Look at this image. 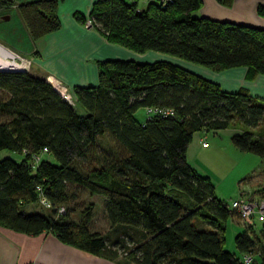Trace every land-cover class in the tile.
<instances>
[{
	"label": "trees",
	"instance_id": "16d2710c",
	"mask_svg": "<svg viewBox=\"0 0 264 264\" xmlns=\"http://www.w3.org/2000/svg\"><path fill=\"white\" fill-rule=\"evenodd\" d=\"M58 2L15 5L33 40L59 27ZM137 2L94 0L88 16L107 40L167 57L101 60L97 84L75 86L74 103L45 77L0 70V151L20 155L0 156V224L26 233L50 230L63 242L111 257L123 253L122 235L131 231L134 246L125 249V264H244L224 247L227 220L237 212L189 164L187 147L196 130L222 129L234 120L257 126L264 101L244 89L223 90L182 61L264 72V28L194 15L202 0H153L141 8ZM13 4L0 0V8ZM152 105L171 107L173 114L136 115ZM231 141L240 151L264 156L262 133L245 128ZM44 147L34 163L33 154ZM70 184L105 198L106 231L89 229L91 206L81 210L79 221L66 219L65 204L75 197ZM40 192L50 202L48 213L29 209ZM195 217L209 228L196 226ZM252 230L243 226L235 246L241 257L258 251L250 264H264V244Z\"/></svg>",
	"mask_w": 264,
	"mask_h": 264
},
{
	"label": "crops",
	"instance_id": "0c3cea01",
	"mask_svg": "<svg viewBox=\"0 0 264 264\" xmlns=\"http://www.w3.org/2000/svg\"><path fill=\"white\" fill-rule=\"evenodd\" d=\"M12 1L18 4L27 0ZM93 1L59 0L57 7L60 18L59 27L37 40L29 36L14 6L13 10L23 26L16 27V33L21 37V43L17 45H21L28 51L27 56L31 58L33 65V68L30 65L29 69L31 73L45 77L47 80L50 78L48 76L52 75L72 92L77 85L97 84L98 63L101 60L132 58L138 61H151L167 57L165 53L157 50L139 52L111 42L96 27H86L82 16H88ZM149 1L153 0H138L137 7H144ZM192 13L264 28V0H232L230 4H224L218 0H202L201 6ZM182 64L218 83L223 90L244 89L251 97L264 101V72L254 73L253 69L247 65L216 70L192 62L182 61ZM142 108L145 111V108ZM245 128H248L246 124L234 120L222 129L194 131L187 147L189 164L197 171L196 166L203 164L206 153L209 154L213 150L215 152L217 147H221L224 137L227 149L231 148L232 154L233 152L238 154L236 152L240 150L233 145L231 135ZM257 128H260V124L253 127V132L259 133ZM210 133L214 134L213 143L203 145V141H206ZM216 143L219 144L215 147ZM259 160V172L264 174V156H260ZM257 189L259 188L254 190ZM127 258L124 252L111 257L107 253L85 251L63 242L50 230L26 233L0 224V264H125Z\"/></svg>",
	"mask_w": 264,
	"mask_h": 264
},
{
	"label": "rangeland",
	"instance_id": "374dc122",
	"mask_svg": "<svg viewBox=\"0 0 264 264\" xmlns=\"http://www.w3.org/2000/svg\"><path fill=\"white\" fill-rule=\"evenodd\" d=\"M17 1V0H15ZM14 7H2L0 8V41L6 43L7 45L18 48L24 52L23 54L28 55V51L23 48L20 44V34L16 33V27L18 25L22 26L21 21L17 18L16 12H14ZM10 13V16H9ZM8 15L9 17H6ZM21 52V51H20ZM32 61V60H31ZM33 68V65L31 64ZM51 80V77L49 78ZM54 81V78L52 79ZM70 103V102H69ZM74 103V101H73ZM78 110L80 112H85V109L77 104ZM145 111L143 108H139L136 111V115L139 118L144 117ZM264 120V119H263ZM261 121L259 133L264 134V121ZM253 131V127H248ZM257 133L256 131H254ZM213 133H210L206 139V142L211 144L213 143ZM224 137V136H223ZM221 147H217L211 152L206 153L204 157V162L202 165H197V171L206 175L210 178L211 182L214 185L215 194L223 202H227L228 205L230 202L237 198V196L244 191V193H251V191H258L256 193H264V174L259 172L260 167V156L253 152H236L238 154H232L231 148L227 149L225 137L222 139ZM219 143H216L214 146ZM204 153V152H203ZM242 153H244L242 155ZM0 156H12L15 159H19L20 155L14 151L8 149H2L0 151ZM46 158H49V155H45ZM83 169H88L89 165H81ZM255 188H262L254 190ZM69 189L72 193L75 194V197L71 196L66 202V219L70 221L77 222L81 218V210L91 206L92 216L89 220L88 227L90 230L106 231L109 227V222L105 215V198L98 193H92L83 185L70 184ZM253 193V192H252ZM28 209V208H27ZM33 211H40L44 213L49 212V207L42 205L39 202L32 203L30 208ZM196 226L202 228H209L201 219L195 217L193 219ZM263 225V226H262ZM254 230L252 234L256 235L260 241V244H264V222L255 220L253 224ZM263 228V229H262ZM243 230L238 216H233L227 220L226 229H225V242L224 247L232 251L236 256L241 258V254L235 246L234 236ZM251 231V230H250ZM131 231H128L125 235H122L125 241L126 247H121L120 249L124 252L129 251L133 246L131 239ZM127 254V252L125 253Z\"/></svg>",
	"mask_w": 264,
	"mask_h": 264
},
{
	"label": "built area",
	"instance_id": "2783aa9c",
	"mask_svg": "<svg viewBox=\"0 0 264 264\" xmlns=\"http://www.w3.org/2000/svg\"><path fill=\"white\" fill-rule=\"evenodd\" d=\"M168 0H159L161 5H164ZM16 4H13L14 7ZM83 24L86 27H93V20L90 16H86L83 20ZM31 65V58L19 50L7 45L0 41V70L10 71H28ZM54 78V77H53ZM51 78L49 80L53 87L61 94V96L68 102L73 103L72 92L59 80L54 78V82ZM145 115L150 117L152 114L168 115L173 114L171 107L152 105L145 106ZM203 145H207L206 141H203ZM46 147L43 148L41 153L33 154L34 163L39 162L43 153L46 152ZM38 202L46 207H50V202L40 192L38 194ZM230 206L237 212V216L242 226L249 228L255 222V220L264 222V195H255L253 193H242L230 202ZM64 207L60 206L58 212H63ZM258 251L245 252L242 254V262L244 264H250L256 261L258 258Z\"/></svg>",
	"mask_w": 264,
	"mask_h": 264
},
{
	"label": "water",
	"instance_id": "95a60500",
	"mask_svg": "<svg viewBox=\"0 0 264 264\" xmlns=\"http://www.w3.org/2000/svg\"><path fill=\"white\" fill-rule=\"evenodd\" d=\"M6 17H9V16H8V15H6ZM49 77L53 78V76H52V75L48 76V78H49Z\"/></svg>",
	"mask_w": 264,
	"mask_h": 264
},
{
	"label": "bare ground",
	"instance_id": "6f19581e",
	"mask_svg": "<svg viewBox=\"0 0 264 264\" xmlns=\"http://www.w3.org/2000/svg\"><path fill=\"white\" fill-rule=\"evenodd\" d=\"M50 80V79H49ZM54 82H56V80L54 79Z\"/></svg>",
	"mask_w": 264,
	"mask_h": 264
}]
</instances>
